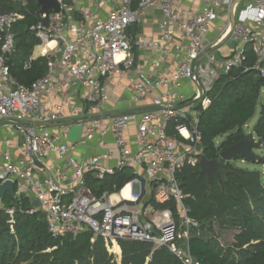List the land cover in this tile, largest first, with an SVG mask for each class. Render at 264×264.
I'll return each instance as SVG.
<instances>
[{"label": "built area", "instance_id": "built-area-1", "mask_svg": "<svg viewBox=\"0 0 264 264\" xmlns=\"http://www.w3.org/2000/svg\"><path fill=\"white\" fill-rule=\"evenodd\" d=\"M57 1L58 11L38 15L29 26L40 39L39 53L32 51L30 60L47 59L45 74L29 86L12 77L8 64L15 50L12 27L22 15L8 8L0 13V131L10 133L0 132V184L13 181L12 198L30 199L27 213L44 211L55 238L89 230L107 248L123 238L148 241L166 246L182 264H200L188 245L198 222L188 214L177 173L184 165L199 164L203 156L194 106L210 105L206 92L214 80L235 68L254 70L264 80V0ZM154 8L161 12L157 35H133L130 27ZM210 32L216 37L209 43ZM228 34V53L217 54L220 46L194 67L198 56ZM134 47L150 52V71L136 60ZM248 50L255 56L251 65L245 64ZM164 63L172 68L167 70ZM122 78L128 80V106L108 108L110 84ZM196 81L204 94L192 102L199 96ZM142 106L160 109L129 112ZM121 111L126 113L102 118ZM172 120L178 136L167 133ZM130 125L135 128L134 149L125 135ZM73 126L81 127L76 142L67 138ZM88 146H93L89 161L79 163L77 148ZM114 155L115 166H105ZM120 168L131 170L138 191L129 189L124 196L127 184L118 195L91 191L87 173L102 179ZM142 180L152 186L154 203L176 204L177 220L169 209L151 220L145 217L148 207L138 205ZM33 199L39 208L31 205ZM0 210L12 226L14 206L0 199Z\"/></svg>", "mask_w": 264, "mask_h": 264}, {"label": "trees", "instance_id": "trees-1", "mask_svg": "<svg viewBox=\"0 0 264 264\" xmlns=\"http://www.w3.org/2000/svg\"><path fill=\"white\" fill-rule=\"evenodd\" d=\"M9 11H18L22 18L13 24L15 50L9 56L10 73L19 83L29 86L46 72L47 59L39 56L30 60L34 47L40 44L29 29L38 20L36 0H26L24 7L10 0H2ZM135 31V27L131 32ZM246 65L253 64L255 56L250 50ZM264 87L254 70L235 68L219 75L206 95L211 98L208 107L199 104L198 129L201 132L202 154L209 160L218 159L219 153L250 136L244 125L254 115L260 91ZM175 122L170 121L167 133L178 136ZM253 134L264 140V103L253 126ZM226 135L216 143V137ZM257 156L255 164L263 163ZM242 159V158H239ZM251 162V161H249ZM221 172L210 183L199 164L184 165L177 173L179 185L185 195L184 203L189 216L198 222L190 232L188 245L191 254L200 264H264V181L259 170H249L226 164L220 160ZM134 176L130 169H116L102 179L92 172L86 181L97 195L106 191L119 192ZM6 206H14V224L9 215L0 210V264H117L100 236L85 230L79 234L53 237L46 217L39 210L27 213L30 199L25 196L13 199L5 194ZM148 203L155 210L169 209L178 219L177 206L171 201ZM223 230L234 232L229 244H221ZM121 250L120 264H182L166 247H154L151 242L118 239ZM117 253L119 249L116 248Z\"/></svg>", "mask_w": 264, "mask_h": 264}, {"label": "crops", "instance_id": "crops-1", "mask_svg": "<svg viewBox=\"0 0 264 264\" xmlns=\"http://www.w3.org/2000/svg\"><path fill=\"white\" fill-rule=\"evenodd\" d=\"M160 18H161V12L158 8L150 9L147 11L145 18H144V21L139 23V24H135V25L131 26L130 32L132 31V28L135 27V31L131 32L133 35L145 33L146 35H148V37H155L157 35L156 23L158 22V20H160ZM215 37H216V35L214 34V32H210V34L208 35V38H207L208 42L210 43ZM226 43H228V42L223 43L221 46H223ZM211 47H213V46H211ZM231 47L232 46L229 43V45L226 46L225 48L220 47L218 49V52H216V53L220 54V55L226 54L229 52ZM133 53L136 57V60L140 61L142 64H144L145 69L147 71H150L151 70L150 52L149 51H143V50L138 49L137 47H134ZM34 57H36V56H34ZM164 64H165V66H166L165 68L167 70H170L172 68L171 65L169 66V64H167V63H164ZM127 84H128V80L126 78H122V79L115 81V82H112L110 84L111 98H110L109 102L107 103L108 108H117V109L121 110V109H125L128 106V99H127L124 101L127 104V106L120 107V103L123 102L122 101L123 95L126 93ZM187 86H189V84H187ZM246 134H252L254 137H256L253 134V129L250 133L246 132ZM125 135L128 139L129 146L131 147V149H134L136 147L135 143H134L135 142L134 125L129 126V128L125 131ZM220 136H222V135H220ZM223 136H224L223 137V139H224L226 135H223ZM218 137H216V140H215L216 143H220L223 140V139L218 140L219 139ZM106 140L109 142L110 147L112 149H115L114 144H113V137L111 135H107ZM92 148H93V146H90V147L88 146V147H80L77 149L76 155H77V160L79 163H85V162L89 161L88 158L91 157L92 152H93ZM114 154L116 155V150H114ZM115 155L113 156L112 159L105 160L104 165L105 166H115V164H116ZM240 160L244 161L243 159H240ZM128 185L130 186V188H129L130 190L135 189V187L139 188V184L136 182H133V180L128 182L127 186ZM142 185H143L144 190L142 191V195H141V198L138 202V205H140L142 207H148L149 214H154L155 211H157V210L153 209L152 206L150 205V203H148L150 200H152V186L150 184L144 183L143 180H142ZM125 186H126V184H125ZM122 193H123V191H122ZM114 194L118 195V192H115ZM128 194H129V190H128L126 195L124 194V196H128ZM150 206H151V208H150ZM226 231H229V230H223L221 232H226ZM229 232H232V231H229ZM233 234H234V232H232V237H233ZM219 236H220V234H219ZM218 239L220 240V237ZM231 241H232V239H231ZM220 242H221V240H220ZM221 244H223V243L221 242ZM116 245H117V248L119 249V253H115V252H112V253L115 256V260H116L117 264H120L121 250H120V247H119L117 242H116ZM223 245H225V244H223Z\"/></svg>", "mask_w": 264, "mask_h": 264}, {"label": "water", "instance_id": "water-1", "mask_svg": "<svg viewBox=\"0 0 264 264\" xmlns=\"http://www.w3.org/2000/svg\"><path fill=\"white\" fill-rule=\"evenodd\" d=\"M36 4L39 7L37 11V15L59 10V3L57 0H36ZM0 13L1 14L7 13V6L2 0H0ZM232 24L233 23H231V25ZM228 36L229 34L220 42V44H217L211 47L204 54H201L200 56H198L197 59L194 61V64H193L194 67L200 61H202L207 54H210L216 51L228 39ZM260 80L264 81L263 78H260ZM196 83H197L199 96L192 102L199 100L204 94V90L201 84H199L197 81ZM158 109L160 108L157 106H142V107L131 108L129 112L135 114V113H142L145 111H153V110H158ZM124 113H126V111L112 112L107 115H103L102 118L113 117V116L121 115ZM95 118H99V116H95ZM2 122H5V121H2ZM80 132H81L80 126H73L68 132V136H67L68 140L71 142H76L80 135ZM263 143H264L263 139L250 135V136L240 139L239 141L230 145L226 149L222 150L219 153L218 159L209 160L203 155L199 162L201 172L206 175L207 182L210 183L212 178L221 172L220 160L224 161L226 164H229L231 163L232 160L239 159V158H242L245 161L255 162L257 161V156L254 150L261 148ZM14 192L15 190H14L13 181L7 180L3 182L2 184H0V199H3L5 194H9V196L13 197ZM31 205L37 208L40 207V203L36 199L32 200ZM41 214L43 216H46V213L44 211H41ZM152 232L156 233L154 229L152 230Z\"/></svg>", "mask_w": 264, "mask_h": 264}, {"label": "rangeland", "instance_id": "rangeland-1", "mask_svg": "<svg viewBox=\"0 0 264 264\" xmlns=\"http://www.w3.org/2000/svg\"><path fill=\"white\" fill-rule=\"evenodd\" d=\"M228 45H229V42L226 43V44H224L222 47L225 48ZM39 50H40V47H37V46L34 47L33 54L34 55H37L39 53ZM212 76H213L212 78H214V75H212ZM127 99H129V95L127 93H125L123 95V98H122V101L123 102L120 103V107L127 106V104L124 102ZM263 103H264V87L261 89L260 96H259L258 102H257L256 107H255L254 115L244 125V129H245V131L247 133H250L252 131L253 126L255 125V123H256V121H257V119L259 117L261 104H263ZM1 134L9 135L10 133L4 131V132H1ZM223 137H224L223 135L222 136H219L218 137L219 138L218 140L223 139ZM254 152H255V154H257L258 156H260L263 159V163H261V164H255V163H252V162H249V161H245V160L244 161H241L240 159H235V160H232L231 162H232L233 165H235L237 167H241V168H245V169H249V170H253V169L254 170H259L260 173H261V175H262L263 181H264V143L261 146V148L255 149ZM135 189H136V191H138L137 190L138 189L137 187H135ZM159 213H160V210H157V211H155L154 214L147 213L145 217L147 219L151 220L155 215H158ZM219 237H220V240H221V242L223 244H225V245L226 244H229L231 242V239H232V232H229V231L221 232ZM116 248H117V245L116 244H113V246L110 245L108 247V250L111 253L112 252L117 253ZM114 258H115V256H114Z\"/></svg>", "mask_w": 264, "mask_h": 264}, {"label": "bare ground", "instance_id": "bare-ground-1", "mask_svg": "<svg viewBox=\"0 0 264 264\" xmlns=\"http://www.w3.org/2000/svg\"><path fill=\"white\" fill-rule=\"evenodd\" d=\"M129 188H130V186L128 185V186H126L124 189H123V194H127V192H128V190H129ZM114 244H116V243H114Z\"/></svg>", "mask_w": 264, "mask_h": 264}]
</instances>
